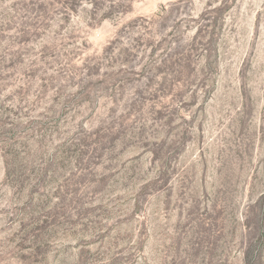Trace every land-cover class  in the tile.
I'll return each instance as SVG.
<instances>
[{
    "label": "rangeland",
    "instance_id": "rangeland-1",
    "mask_svg": "<svg viewBox=\"0 0 264 264\" xmlns=\"http://www.w3.org/2000/svg\"><path fill=\"white\" fill-rule=\"evenodd\" d=\"M0 264H264V0H0Z\"/></svg>",
    "mask_w": 264,
    "mask_h": 264
},
{
    "label": "trees",
    "instance_id": "trees-1",
    "mask_svg": "<svg viewBox=\"0 0 264 264\" xmlns=\"http://www.w3.org/2000/svg\"><path fill=\"white\" fill-rule=\"evenodd\" d=\"M18 156V154H15V157ZM5 176L8 183H10V186L19 185L20 187H24V179L25 173H26V166L24 164H17L12 165V162L6 161L5 162ZM38 180H45L44 178L48 174V170L44 169L43 166H40L38 164L37 171H36Z\"/></svg>",
    "mask_w": 264,
    "mask_h": 264
}]
</instances>
